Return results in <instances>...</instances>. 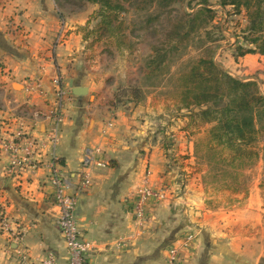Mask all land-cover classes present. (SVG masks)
<instances>
[{
    "label": "crops",
    "instance_id": "crops-1",
    "mask_svg": "<svg viewBox=\"0 0 264 264\" xmlns=\"http://www.w3.org/2000/svg\"><path fill=\"white\" fill-rule=\"evenodd\" d=\"M56 8L55 0H0V124L10 136L22 120L40 143L33 158L37 169L26 167L15 177L5 173L10 159L0 156V193L9 220V232L0 233V264H17L20 251L37 262L51 252L56 264H67L49 182L52 171L68 183L67 194L77 195L75 220L83 239L92 245L87 264H166L168 248L187 234L194 236L186 254L190 264H264L261 179L245 194L227 196L228 208L208 207L210 203L191 186L183 194L173 193V157L169 146L152 136L151 114L123 112L112 103L105 85L87 70L75 28H68L64 45L52 50L59 20ZM239 60L244 74L264 69V57ZM55 78L61 79L66 94L58 141L51 146L47 135L53 124ZM34 83L41 94L29 91ZM76 87L86 88L87 94L73 96ZM171 136L174 156L184 151L192 155L193 144L186 137L182 143L180 133ZM94 149L100 150L96 158L105 165L90 168L91 185L83 190V157ZM144 180L152 189L168 188L170 196L149 204L147 222L137 226L130 200ZM15 234L18 242L11 238Z\"/></svg>",
    "mask_w": 264,
    "mask_h": 264
},
{
    "label": "rangeland",
    "instance_id": "rangeland-1",
    "mask_svg": "<svg viewBox=\"0 0 264 264\" xmlns=\"http://www.w3.org/2000/svg\"><path fill=\"white\" fill-rule=\"evenodd\" d=\"M198 2L173 0L165 7L160 1H122L126 12L120 16L123 25L117 35L118 38L122 36L123 40L117 42L104 34L103 30L96 31L98 20L95 14L98 6L85 0H55L59 19L56 36L61 31L64 39L62 43L56 44L55 36L52 50L64 45L68 28H75L74 32L81 35L83 43H80L79 48H84L87 70H92L93 76L105 85L104 89H108L112 102L123 112L133 110L140 116L145 111L151 114L152 136L160 145L164 143L169 146V154L173 157L170 161L175 165L172 175H176L174 185L175 188L177 186L173 193L183 194L184 189L191 186L199 191L201 199L210 203L208 207L224 205L228 208L227 196L243 195L261 179L264 209V120L259 114L254 115L255 129L258 131L256 141L245 149L255 154L256 158L233 161V152L211 140L213 124H203L196 116L181 110L179 77L199 60L212 59L230 77L242 82H254L264 94V69L250 75L244 74L240 67L241 58H234L235 48L239 44L243 48L248 47L242 41L247 35V19L243 9L237 14L231 7L220 8L217 0H208L207 8L211 14L202 15L191 24V30H188V25L184 29L183 26L177 29L173 34L174 41L179 33L187 32V38L177 45L176 51L167 53L170 33L178 24L189 20L187 15L197 12L200 8ZM153 18L155 20L148 23ZM81 23H84L83 26L79 25ZM86 29L94 34L83 41ZM94 38L101 39L95 41ZM164 53L167 54L162 58ZM153 60H163L156 71L153 70L157 67L156 62L155 65L150 64ZM135 92H138V96ZM137 97L140 101L136 103ZM175 133L182 135V143L186 137L193 144L192 155L186 151L178 156L172 154L170 146L173 143L168 141L173 139L171 135ZM182 264H190L188 256Z\"/></svg>",
    "mask_w": 264,
    "mask_h": 264
},
{
    "label": "trees",
    "instance_id": "trees-1",
    "mask_svg": "<svg viewBox=\"0 0 264 264\" xmlns=\"http://www.w3.org/2000/svg\"><path fill=\"white\" fill-rule=\"evenodd\" d=\"M87 3L98 6L95 14L98 20L96 31L103 30L109 38L117 42L123 40L118 38L120 27L123 25L120 19L125 14L126 9L122 1L126 0H85ZM160 1V4L167 7L173 0H150L151 2ZM184 1V0H183ZM199 1L200 8L194 14L187 15L189 18L186 23L178 24L170 33V42L168 52L177 50V45L181 44L187 38V32L177 34L176 40H173V34L177 29L188 25L191 30V24L195 23L204 14H211L207 8L208 0ZM190 5V2L189 4ZM217 5L224 9L233 8L237 14L241 9L245 11L247 26L245 28L246 36L242 41L246 43L247 48L242 44L235 48L234 58H243L247 55H258L264 57V0H217ZM155 19H149L148 23ZM95 32V31H94ZM93 31L86 29L83 41L91 36ZM116 36V38L114 37ZM98 41L101 38H94ZM164 53L162 58L166 56ZM156 61L150 64L155 65ZM163 62L157 61V67ZM152 70V71H153ZM180 94L182 95L181 110L187 111L191 116H196L203 124H213L210 130L211 140L217 145L224 146L233 152L234 160H249L256 155L245 149L254 144L258 131L255 129L254 115L264 120V94L261 93L254 82H242L236 78L230 77L222 70L212 59L199 60L192 66L188 72L179 77ZM138 96V92H135ZM140 101L137 97L136 103ZM116 105L115 102H112ZM117 106V105H116Z\"/></svg>",
    "mask_w": 264,
    "mask_h": 264
},
{
    "label": "built area",
    "instance_id": "built-area-1",
    "mask_svg": "<svg viewBox=\"0 0 264 264\" xmlns=\"http://www.w3.org/2000/svg\"><path fill=\"white\" fill-rule=\"evenodd\" d=\"M64 39V34L59 31L55 43L60 44ZM55 88V104L52 111L53 124L47 135V142L51 146H55L58 141L59 126L62 122V104L65 97V90L59 78L52 81ZM29 91L41 94V88L38 83H34ZM40 147V143L33 139L22 120L17 121L16 129L10 136L3 124H0V156H6L10 159L9 168L5 171L8 176L15 177L17 172L28 167L32 171L37 169L34 156ZM100 154L99 149L87 150L83 157V174L80 183V189L87 190L90 187V168L92 166L104 167V163L97 160ZM50 184L54 188V204L57 206L58 218L57 226L64 240L67 264H87L86 256L92 250V245L85 241L79 231V227L75 220V209L77 204V195L67 194L69 188L68 183L60 178L56 171H52L50 176ZM168 188L162 187L155 190L149 187L147 180H144L136 190L133 198L130 200L131 215L137 226H142L147 222V208L151 203H161L169 199ZM6 200L0 193V233L9 232V220L6 217ZM15 242L19 241L18 234L12 236ZM194 236L187 234L178 239V241L170 246L167 250L166 264H182L185 255L192 249ZM17 264H56V257L53 253L48 252L42 260L33 261L29 254L24 251L18 253Z\"/></svg>",
    "mask_w": 264,
    "mask_h": 264
},
{
    "label": "water",
    "instance_id": "water-1",
    "mask_svg": "<svg viewBox=\"0 0 264 264\" xmlns=\"http://www.w3.org/2000/svg\"><path fill=\"white\" fill-rule=\"evenodd\" d=\"M72 94L75 97L85 96L87 94V89L82 87H76L72 90Z\"/></svg>",
    "mask_w": 264,
    "mask_h": 264
}]
</instances>
